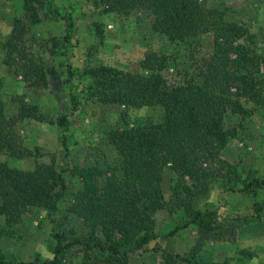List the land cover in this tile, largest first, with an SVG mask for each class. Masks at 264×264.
Returning a JSON list of instances; mask_svg holds the SVG:
<instances>
[{
    "label": "rangeland",
    "instance_id": "obj_1",
    "mask_svg": "<svg viewBox=\"0 0 264 264\" xmlns=\"http://www.w3.org/2000/svg\"><path fill=\"white\" fill-rule=\"evenodd\" d=\"M34 1L36 9L27 7L25 0H0V93L5 113L15 123V141L1 153V160L24 170L51 162L59 169L68 165L71 169L84 165L120 169L121 155L111 142V132L159 120L163 109L85 97L73 110L71 93L85 89L92 80L71 77L69 70L82 71L99 63L140 72L145 53L155 50L168 56L164 75L175 84L192 71L190 53L153 29L149 11L108 12L100 0ZM49 2L62 14L72 11L74 29L69 42H65L66 23L50 13ZM200 2L222 11L228 21L246 25L256 36L255 51L264 54V0ZM35 15L42 21L34 23ZM212 53L213 39L207 35L202 55ZM240 100L248 112L225 115L224 127L235 135L223 148L197 151L198 167L207 173L206 179H184L170 164L163 167L166 206L154 215L157 237L129 254L128 264H169V254L190 250L205 262L264 264V215L248 219L264 207V188L256 195L229 190L264 177V68L257 79V94ZM60 115L70 121L67 131L57 125ZM61 133L67 135L68 150L59 138ZM63 177L66 188L55 210L31 207L12 227L0 217V250L8 261L40 264L54 257L57 235L68 240L87 237L86 220L68 212L75 194L83 188L82 179L71 171L63 172ZM197 210L203 212L199 218ZM171 231L172 235L163 238ZM92 252L75 246L55 264H106Z\"/></svg>",
    "mask_w": 264,
    "mask_h": 264
},
{
    "label": "trees",
    "instance_id": "obj_2",
    "mask_svg": "<svg viewBox=\"0 0 264 264\" xmlns=\"http://www.w3.org/2000/svg\"><path fill=\"white\" fill-rule=\"evenodd\" d=\"M25 1L27 7L36 9L34 0ZM99 2L108 12L123 15L135 10L149 11L153 29L184 46L194 63L190 74L175 84L169 83L164 75L168 56L155 50L145 53L140 72L122 71L99 63H92L82 71L69 70L71 77L92 80L85 89L71 93L73 110L80 107L85 97L131 107L163 109L159 120L111 132V142L121 155L120 169H103L98 165L72 169L68 165L66 169H59L56 162H51L24 170L12 168L0 158V217L5 218L8 227L18 223L31 207L55 210L66 188L63 172L71 171L82 179L83 188L75 194L68 212L86 220L87 237L68 240L57 235L52 247L54 257L40 264L60 262L75 246H83L87 253L93 251L106 264H128L129 254L157 237L154 215L166 206L161 187L163 167L170 164L184 179H206L207 173L198 167L197 151L223 148L235 135L225 129V115L229 111L248 112L240 99L254 98L257 79L264 68V54L257 53L253 47L255 34L244 24L228 21L219 9L205 7L200 0ZM51 6L49 2L50 13L65 21L68 31L65 42H69L74 29L72 11L62 14ZM34 17V23L42 21L41 16ZM207 35L213 39V53L204 57L202 47ZM14 125L5 113L0 93V155L13 146ZM57 125L67 131L70 121L66 115H60ZM59 138L68 150L67 135L61 133ZM260 188H264V177H254L241 187L230 186L229 190L256 195ZM257 210L248 219L257 220L264 215V207ZM195 215L199 218L203 212L197 210ZM166 261L169 264H230L205 262L194 250L169 254ZM0 264L28 263L10 262L0 250Z\"/></svg>",
    "mask_w": 264,
    "mask_h": 264
}]
</instances>
